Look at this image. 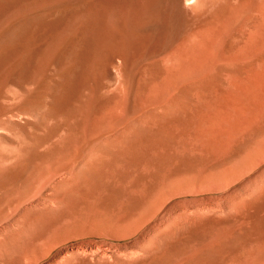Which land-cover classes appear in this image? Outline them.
Instances as JSON below:
<instances>
[{"label":"rangeland","instance_id":"obj_1","mask_svg":"<svg viewBox=\"0 0 264 264\" xmlns=\"http://www.w3.org/2000/svg\"><path fill=\"white\" fill-rule=\"evenodd\" d=\"M10 1L0 0V264H264V123L251 104L231 110L235 84L227 91L258 56L260 41L241 51L236 31L264 0L223 1L208 54L228 58L224 73L172 96L162 65L123 66L152 15Z\"/></svg>","mask_w":264,"mask_h":264},{"label":"bare ground","instance_id":"obj_2","mask_svg":"<svg viewBox=\"0 0 264 264\" xmlns=\"http://www.w3.org/2000/svg\"><path fill=\"white\" fill-rule=\"evenodd\" d=\"M223 1L224 2L226 1L227 5H231V3H232V2H229V0H91V5H89V6H91V8H90V10L88 8V10L90 13V18L92 16H95V15H97L99 17L100 14H101L100 17H102L103 15H106L108 13H120V16H121V13H122V14L130 15V17L132 16L135 19L142 21V19H144V17L146 15L150 14L153 16L152 18L154 19V23L152 24L150 31L148 33L144 34L142 37H140L138 39H134L132 42H130V48L129 49H124L125 51L123 53V62H124L123 66L126 65L127 61L131 57L136 58L140 62L141 61H147L148 63H146V64H153L155 66L156 65H162L164 67L165 73L167 74V77L171 81H173L172 91H171V96H172L175 93H177V94L181 93L186 88L185 86H187V85L200 83L206 77L213 75L212 73L217 74L218 72H221V73L223 72L222 67H221L222 61H226V59H228V58L226 57V59H222L221 55L223 53L222 54L216 53L214 56L208 54L209 47H210L209 41H211L213 36L216 34L217 29H218L219 24H220L219 9L221 7L222 8L224 7V9L228 8L227 5H225L226 6L225 7L224 4H222ZM4 4L5 3H3L2 6H4ZM186 4L189 5L188 8L191 9V11H192V12H190L191 14L189 13L190 10L187 9ZM260 5L262 6L261 7L262 10L257 5L258 7L256 9L259 10V13L256 14L255 12H252L253 16L250 14L247 17V19L241 24V29L236 31L237 37L241 38L242 40L248 39V41H246L244 43L245 46L243 45L244 46V47H242L243 49L241 48L242 49L241 51L248 49L249 47L255 45L256 43H258L260 41V45L255 47L253 50V54L258 55V56L254 57L251 60L246 61V64H249L250 67L248 69V75H246L245 77H236L235 78L232 75H228L229 77H227V78L229 81V86L227 87V91L230 89V87L233 84H235L237 98L235 99L233 104L228 106L231 110H236L238 107L240 109H242V108H244V106L246 104H251V105H253L255 113L257 115L261 116L259 122L262 123V121H263V123H264V17H263V15H260V16H262V18L259 17L260 12H261V14H264V3H261ZM86 6H88V5L86 4ZM85 7H81V8H85ZM229 7H231V6H229ZM81 8H79V9H81ZM0 9H1V7H0ZM9 10H10V7H9ZM85 11H87V10H85ZM39 12L41 13V11H39ZM44 12H46V10ZM28 17H30V15ZM28 17H26V18H28ZM98 19H101V18H98ZM93 20H95V19H93ZM40 21L41 20H39V22ZM103 21L105 22L104 19H102V22ZM247 22H249V26L246 25ZM36 23H37V21L35 22V24ZM41 23H42V21H41ZM14 24H15L14 28H16V23H14ZM33 25H34V23H33ZM101 25H103V24L101 23ZM138 27L143 28L144 24L139 23ZM237 28H239V27H237ZM220 30L222 32L223 28H220ZM231 30H232V28H231ZM90 31H91V28H90ZM219 33H220V31H219ZM230 33L232 35L234 33V31L230 32ZM221 34H223V33H221ZM90 35H89V37H90ZM94 35H96V34H94ZM87 37H86V40H87ZM14 39H16V38H14ZM222 39H223V36H222ZM9 42H8V44H10ZM83 42H85V41H83ZM221 42H223V41H221ZM74 43H75V41H74ZM34 51L35 50H33V52ZM221 52H223V51H221ZM232 57L233 56H231V58ZM29 59H31V58H29ZM209 59H214L216 61L213 68H212V64H211ZM229 61H232V60H229ZM243 63L245 64V62H243ZM243 63H241V64H243ZM226 64H228V63H226ZM80 67H82V66H80ZM73 77H71V78H73ZM79 77L77 79H79ZM122 78L123 77H121V80H122ZM208 78H210V77H208ZM74 82H75V80H74ZM79 83H81V82H79ZM62 84H64V83H62ZM134 85H135V83H134ZM115 87H116V85H115ZM123 87L121 86L122 89H123ZM114 89H116V88H114ZM168 90H170V89H168ZM123 92H124V89H123ZM11 96H13V95H11ZM62 98H63V96H62ZM16 102H17V100H16ZM240 106H243V107H240ZM16 112H18V111H16ZM110 127H111V125H110Z\"/></svg>","mask_w":264,"mask_h":264}]
</instances>
